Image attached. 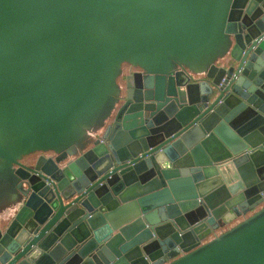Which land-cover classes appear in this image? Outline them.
Instances as JSON below:
<instances>
[{
    "label": "water",
    "instance_id": "obj_1",
    "mask_svg": "<svg viewBox=\"0 0 264 264\" xmlns=\"http://www.w3.org/2000/svg\"><path fill=\"white\" fill-rule=\"evenodd\" d=\"M0 165V264H264V0H0Z\"/></svg>",
    "mask_w": 264,
    "mask_h": 264
},
{
    "label": "rangeland",
    "instance_id": "obj_2",
    "mask_svg": "<svg viewBox=\"0 0 264 264\" xmlns=\"http://www.w3.org/2000/svg\"><path fill=\"white\" fill-rule=\"evenodd\" d=\"M90 113V112H89ZM93 113V112H92ZM92 114L90 113V114H87L86 116H85V120H87V121H90L91 119H93L92 117ZM83 124H84V127H85V130H86V132H87V129L89 130L90 128H93V125H91V126H86V124H88V123H84L83 122ZM45 127H43V126H41V127H37L36 129H37V131L35 130V132H34V136L35 137H37V139H39V138H43V136H44V134L42 133H39V131H42V129H44ZM47 131H50V130H47ZM54 132V131H53ZM85 132V134H87ZM76 135V134H75ZM46 139H49V137L48 136H46ZM50 141V140H49ZM51 141H52V139H51ZM47 142V141H46ZM51 143V142H50ZM7 177H10V171L8 172V169H6V168H3L1 165H0V213H6V209H3L2 207L4 206L3 205V203H2V201H3V198H8V194L7 195H5V193L7 192V189H6V178Z\"/></svg>",
    "mask_w": 264,
    "mask_h": 264
},
{
    "label": "flooded vegetation",
    "instance_id": "obj_3",
    "mask_svg": "<svg viewBox=\"0 0 264 264\" xmlns=\"http://www.w3.org/2000/svg\"><path fill=\"white\" fill-rule=\"evenodd\" d=\"M124 69H125V70H127V68H126V67H125Z\"/></svg>",
    "mask_w": 264,
    "mask_h": 264
}]
</instances>
